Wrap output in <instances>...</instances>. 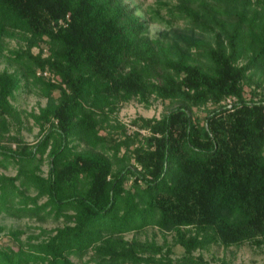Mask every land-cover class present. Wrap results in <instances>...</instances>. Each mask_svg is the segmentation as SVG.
Here are the masks:
<instances>
[{
	"label": "trees",
	"instance_id": "trees-1",
	"mask_svg": "<svg viewBox=\"0 0 264 264\" xmlns=\"http://www.w3.org/2000/svg\"><path fill=\"white\" fill-rule=\"evenodd\" d=\"M191 1L167 12L214 32L213 43L185 39L203 64L142 38L145 19L122 0H0V52L11 30L28 35L11 50L19 67L0 69V165L15 170L0 171V212L64 220L25 240L8 229L0 264H180L169 247L125 238L148 225L175 232L183 264H216L193 255L214 242L264 246V102L242 95L248 71L264 65V0ZM39 38L47 54L32 51ZM30 81L47 98L37 111L13 103ZM229 94L231 107L193 115ZM150 95L178 103L135 116L129 133L109 121L120 102ZM29 117L33 142L22 136Z\"/></svg>",
	"mask_w": 264,
	"mask_h": 264
},
{
	"label": "rangeland",
	"instance_id": "rangeland-1",
	"mask_svg": "<svg viewBox=\"0 0 264 264\" xmlns=\"http://www.w3.org/2000/svg\"><path fill=\"white\" fill-rule=\"evenodd\" d=\"M128 6L135 8V13L145 19L146 27L141 33L142 38L151 40L156 45H161L170 50L173 56L176 55L179 50H184L188 53L190 61L193 63H202L203 60L197 55H194V50L197 47H191L188 49L185 39L186 38H199L213 43L214 32L201 31L198 28L193 27L187 20L182 18H173L167 12V5L176 4L180 0H122ZM200 1L205 2L206 6L212 7L217 2L216 0H192L193 4H197ZM224 8L217 13L219 17L226 18V11L230 6L223 5ZM62 22V21H60ZM218 28H215L217 31ZM27 34L19 30H11L10 33L2 37L3 50L0 52V69L7 68L9 70L19 67L18 63L12 60L11 50L25 48L28 44ZM43 38H46L42 35ZM37 44L32 46V51L37 52L42 48L43 54H47V44L44 39H37ZM198 50V49H197ZM197 56V57H196ZM202 60V61H201ZM245 60V57L241 59V62ZM27 90H21L16 93V98L13 103L24 111H37L39 106L46 103V96L42 95L37 85H34L32 81L28 82ZM59 91L56 89L54 94L57 95ZM243 97L248 100H263L264 102V65L258 66L248 71L247 81L243 88ZM235 94H229L222 97L217 103H207L192 106V113L203 122L205 115L214 108L220 106L231 107L233 101L237 100ZM263 98V99H262ZM178 99H161L155 98L152 95L148 97V103L139 100L136 96L130 97L127 101L120 102L118 108L110 114V122L121 123L125 126L127 133L131 132L135 125L131 122L137 115H143L146 117L156 116L159 117L165 113L169 108L176 105ZM231 103V104H229ZM107 126L101 128V132H107L108 135L114 136L121 135L120 129H112ZM141 133H144V129H139ZM38 135V125L29 117L25 125L22 128V136L28 142H33ZM16 143L12 141L11 145ZM43 171L47 168V162L44 161L42 165ZM0 171L7 173H14V167L12 164L7 166L0 165ZM64 220L62 218H51L40 220L37 218H29L27 216H17L14 214H6L0 212V224L4 225V229L0 231V236L3 240L11 239L7 230L10 228L23 229L20 237L25 240L26 236L30 233H36L39 231V227L50 228L57 225H62ZM125 238L128 240L137 239L139 241H154L157 244H162L163 249L169 247V255L175 259L176 263H180L179 258L182 255L183 247L175 240V232L164 228H159L156 225H148L141 230H134L125 233ZM147 253V251H146ZM201 254L204 260L210 263L216 264H264V246L250 241H245L239 245L223 246L218 242L210 243L205 248H198L193 251V255L197 256ZM88 256L86 255L85 258ZM76 259V258H75ZM179 260V261H177ZM82 262L83 260H78ZM130 264V263H126ZM185 264V263H184Z\"/></svg>",
	"mask_w": 264,
	"mask_h": 264
},
{
	"label": "built area",
	"instance_id": "built-area-1",
	"mask_svg": "<svg viewBox=\"0 0 264 264\" xmlns=\"http://www.w3.org/2000/svg\"><path fill=\"white\" fill-rule=\"evenodd\" d=\"M37 73L43 74L44 76H48L49 78H51L52 80H54V76L51 72H49L48 70H38ZM236 101V100H235ZM233 101V102H235ZM231 104V103H229ZM233 104V103H232ZM231 104V105H232ZM263 121H264V111H263Z\"/></svg>",
	"mask_w": 264,
	"mask_h": 264
}]
</instances>
